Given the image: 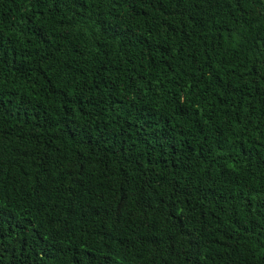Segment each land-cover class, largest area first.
Here are the masks:
<instances>
[{"label": "trees", "instance_id": "16d2710c", "mask_svg": "<svg viewBox=\"0 0 264 264\" xmlns=\"http://www.w3.org/2000/svg\"><path fill=\"white\" fill-rule=\"evenodd\" d=\"M0 264H264V0H0Z\"/></svg>", "mask_w": 264, "mask_h": 264}]
</instances>
